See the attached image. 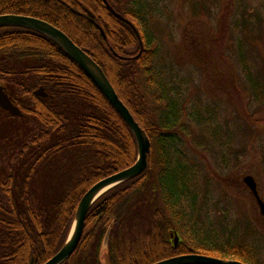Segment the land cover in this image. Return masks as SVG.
<instances>
[{
	"label": "trees",
	"instance_id": "16d2710c",
	"mask_svg": "<svg viewBox=\"0 0 264 264\" xmlns=\"http://www.w3.org/2000/svg\"><path fill=\"white\" fill-rule=\"evenodd\" d=\"M106 1L130 24L102 0H0V16L42 20L85 50L151 143L147 169L92 205L79 245L62 264H102L109 228L106 264H154L185 254L262 264L247 241L218 244L198 236L196 186L187 178L196 172L185 150L196 141L195 127L221 149L216 114L206 106L191 111L187 82L166 61L157 62L159 40L142 0ZM234 56L252 98L263 101L264 76L254 72L241 41ZM0 86L22 114L0 109L1 117L22 127L31 120L38 129L19 142L10 169L0 168V264L31 258L45 264L67 240L83 195L135 163L136 140L81 68L36 32L0 29ZM39 88L46 97L35 95Z\"/></svg>",
	"mask_w": 264,
	"mask_h": 264
},
{
	"label": "rangeland",
	"instance_id": "374dc122",
	"mask_svg": "<svg viewBox=\"0 0 264 264\" xmlns=\"http://www.w3.org/2000/svg\"><path fill=\"white\" fill-rule=\"evenodd\" d=\"M141 2L159 40L157 62L166 61L187 82L191 111L202 113L206 106L216 114L221 149L192 125L198 139L185 150L196 172L187 178L196 186L198 236L218 244L247 241L264 264V217L242 182L252 176L264 202V100L252 98L234 56L241 41L254 72L264 76V0ZM23 126L0 114V168L9 170L19 158V142L38 130L31 120Z\"/></svg>",
	"mask_w": 264,
	"mask_h": 264
},
{
	"label": "water",
	"instance_id": "95a60500",
	"mask_svg": "<svg viewBox=\"0 0 264 264\" xmlns=\"http://www.w3.org/2000/svg\"><path fill=\"white\" fill-rule=\"evenodd\" d=\"M108 10L119 20L130 24L121 15L117 14L108 4L106 0H102ZM2 28H21L36 32L49 40H51L56 46H58L73 62H75L86 76L93 82L102 95L106 98L112 108L119 114L126 125L129 127L134 135L137 144V159L130 167L114 173L106 178L101 179L95 183L81 198L79 201L73 219L71 231L67 240L61 249L45 264H62L68 260L75 252L79 242L81 240L84 222L86 215L88 214L92 205L106 192L112 188L131 181L140 176L148 166V156L151 149V143L146 133L134 120L133 116L119 99L117 93L113 89L109 80L103 73L102 69L90 58L85 50L79 48L74 44L62 31L52 26L51 24L39 19H35L27 16L19 15H1L0 16V29ZM135 30V28L133 27ZM136 32V30H135ZM137 33V32H136ZM35 95L40 97H46L42 88H39ZM0 109L7 112L13 117H21L20 110L13 104L11 97L6 94L2 86H0ZM243 184L249 190L257 207L259 213L264 217V202L260 198L257 185L252 176L247 175L242 179ZM109 230H107L100 248V262L106 264V254L108 247ZM179 238L174 236V245L177 244ZM33 258H31L29 264H33ZM154 264H243L233 259H220L198 254H185L162 261H158Z\"/></svg>",
	"mask_w": 264,
	"mask_h": 264
},
{
	"label": "flooded vegetation",
	"instance_id": "af4514ba",
	"mask_svg": "<svg viewBox=\"0 0 264 264\" xmlns=\"http://www.w3.org/2000/svg\"><path fill=\"white\" fill-rule=\"evenodd\" d=\"M178 242H179V241H178ZM178 242H177V243H178ZM176 245H177V244H176Z\"/></svg>",
	"mask_w": 264,
	"mask_h": 264
}]
</instances>
